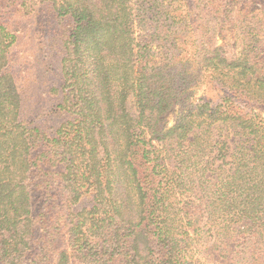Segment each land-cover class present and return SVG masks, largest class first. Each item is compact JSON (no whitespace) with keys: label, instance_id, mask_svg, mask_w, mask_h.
Returning a JSON list of instances; mask_svg holds the SVG:
<instances>
[{"label":"trees","instance_id":"16d2710c","mask_svg":"<svg viewBox=\"0 0 264 264\" xmlns=\"http://www.w3.org/2000/svg\"><path fill=\"white\" fill-rule=\"evenodd\" d=\"M35 4L69 118L23 119L0 23V264H264V0Z\"/></svg>","mask_w":264,"mask_h":264},{"label":"rangeland","instance_id":"374dc122","mask_svg":"<svg viewBox=\"0 0 264 264\" xmlns=\"http://www.w3.org/2000/svg\"><path fill=\"white\" fill-rule=\"evenodd\" d=\"M23 1L17 0L14 5H9L12 2L3 3L0 0V23L8 26L18 38L11 51L10 68L23 98V119L30 126L41 128L52 135L69 118L59 108L62 97L54 90L62 81L60 57L47 46V40H50L59 24L54 22V16L48 17L41 13L39 4H35L37 0L27 1L30 11L26 10ZM48 19L51 21L50 30L46 27ZM43 27L46 33L42 32ZM169 120L172 124L174 113L169 115ZM230 140L234 142L232 138ZM236 144L233 143V147ZM90 205L89 197L81 202V207ZM196 256L205 264H228V254L206 252ZM254 259V264H261L256 255Z\"/></svg>","mask_w":264,"mask_h":264}]
</instances>
